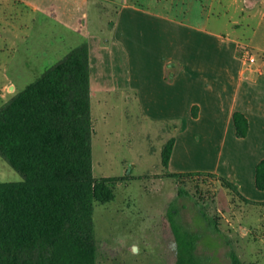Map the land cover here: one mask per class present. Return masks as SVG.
I'll list each match as a JSON object with an SVG mask.
<instances>
[{
  "label": "rangeland",
  "instance_id": "1",
  "mask_svg": "<svg viewBox=\"0 0 264 264\" xmlns=\"http://www.w3.org/2000/svg\"><path fill=\"white\" fill-rule=\"evenodd\" d=\"M187 2L114 0L113 6L107 0H91L90 30L107 33L109 23L115 20V9L122 4H136L146 11L155 6L164 7L165 11H159L162 14H170L166 10L175 6L178 11L170 15L183 18L179 10L185 9ZM258 20L257 15L248 24L254 28ZM240 31L241 38H246L251 36L252 28ZM263 32L264 28L257 40L264 37ZM102 38L108 37L102 35ZM83 43L20 5L0 0V107L70 49ZM248 52L254 55L253 51ZM9 85L14 86L13 92L8 90ZM90 109L92 176L95 180H122L115 183L112 202L95 203L93 207L96 264H167L160 221L170 212L174 213V220L182 231L198 238L196 257L202 264H231V252L243 264H264V205H250L232 197L217 178L198 179L195 183L185 179L182 185L167 177L179 173H170L161 165L162 147L171 137L174 143L177 139V153L183 155L179 168L199 166L205 146L209 147L212 158L218 157L219 141L208 144L201 140L194 144L185 135L178 134L179 122L146 120L131 95L117 92L96 95ZM148 109L152 114L153 107ZM185 127L183 123L181 129ZM226 152L227 146L220 157V169L225 166ZM21 181V176L0 157V184ZM179 187H184L188 194L178 196Z\"/></svg>",
  "mask_w": 264,
  "mask_h": 264
},
{
  "label": "crops",
  "instance_id": "2",
  "mask_svg": "<svg viewBox=\"0 0 264 264\" xmlns=\"http://www.w3.org/2000/svg\"><path fill=\"white\" fill-rule=\"evenodd\" d=\"M9 1L88 45L90 103L103 93L131 95L146 120L179 122L178 134L194 144L219 141V159L205 146L199 166L179 168L183 155L177 153L176 139L168 172L212 174L234 184L246 200L264 204V191L255 187V168L264 160V37L257 40L264 28V0H188L179 10L183 18L170 15L178 11L175 6L162 14L164 7L146 11L122 4L107 33L90 30L91 0ZM107 1L114 6V0ZM257 15L253 28L248 21ZM241 28H252L251 36L241 38ZM243 50L253 51L255 63L243 60ZM235 112L248 122L245 138L235 136Z\"/></svg>",
  "mask_w": 264,
  "mask_h": 264
},
{
  "label": "trees",
  "instance_id": "3",
  "mask_svg": "<svg viewBox=\"0 0 264 264\" xmlns=\"http://www.w3.org/2000/svg\"><path fill=\"white\" fill-rule=\"evenodd\" d=\"M89 78L83 43L0 107V157L22 178L0 184V264H96L93 207L112 202L115 183L122 180L92 176ZM232 123L236 138H245L246 118L235 112ZM173 145L171 137L161 150L165 170ZM167 177L182 185L185 179H216L204 173ZM218 181L232 197L264 205L246 200L234 184ZM255 187L264 191V160L256 165ZM183 188L178 196L188 194ZM173 214L160 221L166 263L202 264L196 257L198 238L182 231ZM229 258L231 264H243L233 252Z\"/></svg>",
  "mask_w": 264,
  "mask_h": 264
},
{
  "label": "built area",
  "instance_id": "4",
  "mask_svg": "<svg viewBox=\"0 0 264 264\" xmlns=\"http://www.w3.org/2000/svg\"><path fill=\"white\" fill-rule=\"evenodd\" d=\"M241 56L247 64H253L256 61L255 56L249 53L248 50H243Z\"/></svg>",
  "mask_w": 264,
  "mask_h": 264
}]
</instances>
